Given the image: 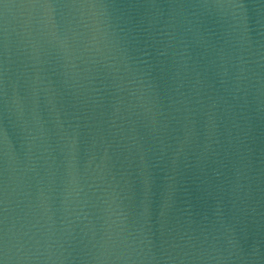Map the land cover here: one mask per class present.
I'll list each match as a JSON object with an SVG mask.
<instances>
[{
  "label": "water",
  "instance_id": "water-1",
  "mask_svg": "<svg viewBox=\"0 0 264 264\" xmlns=\"http://www.w3.org/2000/svg\"><path fill=\"white\" fill-rule=\"evenodd\" d=\"M0 264H264V0H0Z\"/></svg>",
  "mask_w": 264,
  "mask_h": 264
}]
</instances>
